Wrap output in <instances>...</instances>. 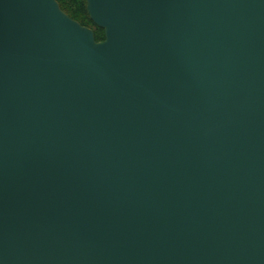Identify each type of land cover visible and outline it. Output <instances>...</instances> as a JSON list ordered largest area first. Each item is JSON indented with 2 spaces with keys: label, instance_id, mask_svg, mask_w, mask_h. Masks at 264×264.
<instances>
[{
  "label": "water",
  "instance_id": "water-1",
  "mask_svg": "<svg viewBox=\"0 0 264 264\" xmlns=\"http://www.w3.org/2000/svg\"><path fill=\"white\" fill-rule=\"evenodd\" d=\"M0 0V264H264V0Z\"/></svg>",
  "mask_w": 264,
  "mask_h": 264
},
{
  "label": "trees",
  "instance_id": "trees-1",
  "mask_svg": "<svg viewBox=\"0 0 264 264\" xmlns=\"http://www.w3.org/2000/svg\"><path fill=\"white\" fill-rule=\"evenodd\" d=\"M64 12L81 24L91 27L96 39L102 40L105 37L104 29L98 27L90 18L87 10V0H57Z\"/></svg>",
  "mask_w": 264,
  "mask_h": 264
}]
</instances>
